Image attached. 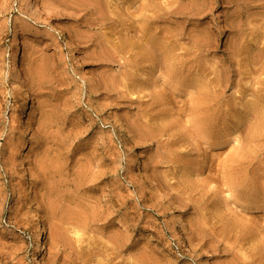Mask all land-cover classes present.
<instances>
[{
  "label": "rangeland",
  "instance_id": "1",
  "mask_svg": "<svg viewBox=\"0 0 264 264\" xmlns=\"http://www.w3.org/2000/svg\"><path fill=\"white\" fill-rule=\"evenodd\" d=\"M0 264H264V0H0Z\"/></svg>",
  "mask_w": 264,
  "mask_h": 264
},
{
  "label": "bare ground",
  "instance_id": "2",
  "mask_svg": "<svg viewBox=\"0 0 264 264\" xmlns=\"http://www.w3.org/2000/svg\"><path fill=\"white\" fill-rule=\"evenodd\" d=\"M38 1L39 0H31V2L33 4H36ZM158 3L160 4L159 1H158ZM161 3H164V2H161ZM152 35H153V33H152ZM13 37H14V48H15V52H14L13 59H12L13 69H14V71H19V63L21 60V54L19 51L20 41L17 37L16 31H13ZM151 42L153 45V46H151V48L154 51L159 53V56L162 60V63L167 61L168 49H167L166 45L161 40L159 41L156 37L151 38ZM24 84L25 83L20 85V93L24 95V103L22 106V113H21V128H22L23 134L28 135L31 132V121H30L29 116H30V109H31V105H32V97H31L30 93L28 91H26ZM27 147H28L27 142L24 141L22 144V150L27 148ZM139 158H143V155H140ZM27 161H28L27 156H25L24 160H23V166L26 165ZM32 225L34 226V231H35V234L33 237L34 250L37 254V258L40 259V261L44 262V260H45V247H44L45 230H44L43 226L40 224L39 216L37 213L33 214Z\"/></svg>",
  "mask_w": 264,
  "mask_h": 264
}]
</instances>
